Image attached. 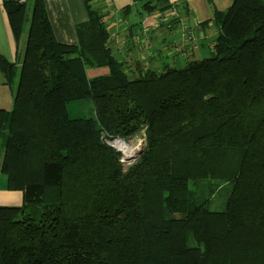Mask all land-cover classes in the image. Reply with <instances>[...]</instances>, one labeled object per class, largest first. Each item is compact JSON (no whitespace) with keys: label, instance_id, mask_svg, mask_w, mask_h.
I'll return each instance as SVG.
<instances>
[{"label":"trees","instance_id":"16d2710c","mask_svg":"<svg viewBox=\"0 0 264 264\" xmlns=\"http://www.w3.org/2000/svg\"><path fill=\"white\" fill-rule=\"evenodd\" d=\"M3 6L17 43L29 29L13 106L0 108V172L23 193L0 206V264H264V0L214 9L200 24L217 29L214 54L162 69L117 56L90 0L76 44L57 40L44 0ZM146 124L126 169L103 139ZM222 182L232 189L213 210Z\"/></svg>","mask_w":264,"mask_h":264},{"label":"crops","instance_id":"0c3cea01","mask_svg":"<svg viewBox=\"0 0 264 264\" xmlns=\"http://www.w3.org/2000/svg\"><path fill=\"white\" fill-rule=\"evenodd\" d=\"M211 1L212 4L208 0H167L171 7L169 6L164 11L158 8L147 14L141 12L140 22L133 23L130 19V12L141 0H90L93 6L95 4L105 14L111 31L110 46L117 56L123 59L128 66L131 65V62L138 60L143 68L152 69H162L167 61H169L168 65L176 66L171 52H168V57H172V59H166L162 65H158L157 61L159 55L164 52L161 47L166 45L167 41L160 30L162 25L167 23L165 20L171 18L172 20L176 19L174 23L193 21L200 31L199 36L201 37L194 39L192 36L189 41L187 37L194 34L191 27H185L186 29L181 34V42L184 43L186 50L184 56L189 48L194 56L192 59L197 58V49L204 48L208 44L209 34L214 28L213 24L203 26L200 24L212 17L214 9L226 10L234 0ZM44 2L57 40L61 43L76 44L75 25L89 18L86 0H44ZM3 3L4 0H0V55L7 63L2 69V62H0V108L10 110L13 106L14 93L23 64L29 23L28 25L26 23L21 39L17 43L13 38ZM124 8L128 12H123ZM169 23L170 21L167 24ZM154 42H160L161 47H156ZM212 43L208 44L209 47H212ZM186 57L188 59L189 56ZM186 60L182 63L184 66ZM6 68H9L8 75L5 74ZM88 72L91 77H94L103 73V70L90 69ZM22 204L23 193L19 190H8L6 177L0 175V206H21Z\"/></svg>","mask_w":264,"mask_h":264},{"label":"rangeland","instance_id":"374dc122","mask_svg":"<svg viewBox=\"0 0 264 264\" xmlns=\"http://www.w3.org/2000/svg\"><path fill=\"white\" fill-rule=\"evenodd\" d=\"M144 2H145V0H144ZM142 4H143V1L139 2L138 4H136L134 6V9L130 12V19H131V21L133 23H135V22L139 23L140 22V19H141V16H140L141 14L140 13H141V11H143ZM94 6L96 7L95 4H94ZM164 10H166V9H164ZM144 12H145V14L149 13L146 10H144ZM30 13H31V8L28 10V16L30 15ZM169 21H170V23L172 22V24L174 26L172 24H170V23L167 24ZM165 22H167V23H164L162 25L163 27H162V29L160 31L164 34V37H166V39H167V41L165 42L166 45H163L161 47V43L160 42H154L156 47H158V48L161 47V49L164 51L158 57V60H157L158 63H159L158 65H162L163 61H165L166 59L169 58L168 57V52H171L172 55H173V59L176 61L175 65L177 67H182V66H184V64H182V63L184 62V60L187 59V57H186L187 55L189 57L185 61L186 62L185 64H187L194 57L193 54H192V50H190L189 48H188V50L186 52L187 53L186 56H184V53H185L186 50H185L184 43L181 42V40H182L181 39L182 31H184L186 29L185 27H187V26H189V27H191L193 29L194 34H190L191 36L187 37L188 41L192 39V36H194V39H196L197 37H201V36H199L200 31L197 29V27L193 23V21H191V22L188 21V22H183V23H179V22L173 23V20L171 18L169 20H165ZM189 22H190V24H189ZM27 25H28V23H27ZM171 26H173V27H171ZM169 28H171V29H169ZM216 35H217V29L214 27V28H212V31L209 34V38L207 40V43L209 44L211 42H214V39H215ZM208 44H206V46L204 48H201L199 50L197 49V51H196V57L197 58L203 59V58L211 57L214 54L213 43H212V47H209ZM170 58L172 59V57H170ZM166 64H169V61H167ZM101 70L105 71V69H101ZM92 121H93V119L90 118V120L86 124L74 125V136L76 138L83 136V131L90 127V125L92 124ZM145 126H144V129L140 133L136 134L135 136H132L129 139L119 138V140L125 141L128 144H130V145H132L134 143L141 142V144H142V146H141L142 149L141 150L144 151L145 148H146V142H147V140H146V129L147 128H145ZM112 144L117 146L119 149H122L119 152H121V154H122L121 160L124 159V150H123V147L121 146V144L117 145L114 141H112ZM142 153H141V155H142ZM141 155H139L136 159H134V161L126 162V161L122 160V162L124 164V167L127 169L130 166H132L134 163L139 161ZM0 175L4 176V178H5V175L2 172H0ZM231 189H232V185L231 184L222 182L219 185L218 191L213 196L211 209H213V210H222V209H224L226 201H227V198H228V196L230 194ZM45 208H46V206L43 205V204H28L26 206L25 213H34V212H39V211L42 212L43 210H45Z\"/></svg>","mask_w":264,"mask_h":264},{"label":"bare ground","instance_id":"6f19581e","mask_svg":"<svg viewBox=\"0 0 264 264\" xmlns=\"http://www.w3.org/2000/svg\"><path fill=\"white\" fill-rule=\"evenodd\" d=\"M118 144H121L124 150V161L130 162L134 161L139 155L141 151V142L134 143L132 145L128 144L125 141H120Z\"/></svg>","mask_w":264,"mask_h":264},{"label":"built area","instance_id":"2783aa9c","mask_svg":"<svg viewBox=\"0 0 264 264\" xmlns=\"http://www.w3.org/2000/svg\"><path fill=\"white\" fill-rule=\"evenodd\" d=\"M27 0H20V2H26ZM148 125L145 126V128H147ZM104 142L110 144L111 146H113L115 149H117L118 151H121L122 149H119L117 146H115L114 144H112V141L108 140V139H103ZM109 141V142H108ZM121 140L119 139H116L114 140V142L118 145V143L120 142ZM124 161V159H122Z\"/></svg>","mask_w":264,"mask_h":264},{"label":"water","instance_id":"95a60500","mask_svg":"<svg viewBox=\"0 0 264 264\" xmlns=\"http://www.w3.org/2000/svg\"><path fill=\"white\" fill-rule=\"evenodd\" d=\"M142 152H143V150L140 151V155H141Z\"/></svg>","mask_w":264,"mask_h":264}]
</instances>
